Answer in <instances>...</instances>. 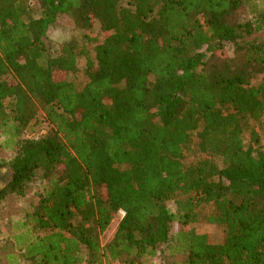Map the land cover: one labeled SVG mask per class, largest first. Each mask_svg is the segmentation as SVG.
<instances>
[{
  "label": "trees",
  "instance_id": "trees-1",
  "mask_svg": "<svg viewBox=\"0 0 264 264\" xmlns=\"http://www.w3.org/2000/svg\"><path fill=\"white\" fill-rule=\"evenodd\" d=\"M0 150V264H264V0H0Z\"/></svg>",
  "mask_w": 264,
  "mask_h": 264
},
{
  "label": "rangeland",
  "instance_id": "rangeland-1",
  "mask_svg": "<svg viewBox=\"0 0 264 264\" xmlns=\"http://www.w3.org/2000/svg\"><path fill=\"white\" fill-rule=\"evenodd\" d=\"M98 24L95 23L94 25V30H98ZM81 35V31H74L72 30L69 22L63 19H59V21L52 26L48 31L46 35V43L47 45H50L52 48L55 47L57 44L61 43L62 41L69 39L70 37H79ZM84 64V59L80 58L78 60V67L79 70L74 73L69 74V79H71L75 86L80 89L82 84L85 82V77L82 73L81 68L83 67ZM43 128L47 129L46 124L43 122ZM43 130L40 132L42 133ZM34 134V133H33ZM31 134V135H33ZM198 152V138L194 137V142H193V153L192 157ZM1 156H5L4 152L0 150V158ZM8 166L6 165H0L1 170H5L4 168H7ZM168 207L169 209L173 210L174 209V203L173 201L168 202ZM207 209L210 213L213 212V209L210 206H207ZM122 214L118 213L114 219L110 222L108 228L105 230V232L101 235V244H104L107 242L114 234L117 224L121 218ZM200 231L206 232L210 234V237L212 241L214 242H221L223 240V226L219 224H201L199 226ZM154 264H160V261L156 259L154 261Z\"/></svg>",
  "mask_w": 264,
  "mask_h": 264
},
{
  "label": "flooded vegetation",
  "instance_id": "flooded-vegetation-1",
  "mask_svg": "<svg viewBox=\"0 0 264 264\" xmlns=\"http://www.w3.org/2000/svg\"><path fill=\"white\" fill-rule=\"evenodd\" d=\"M4 169L5 170H1L0 168V190L11 181L13 175V171L10 167Z\"/></svg>",
  "mask_w": 264,
  "mask_h": 264
},
{
  "label": "built area",
  "instance_id": "built-area-1",
  "mask_svg": "<svg viewBox=\"0 0 264 264\" xmlns=\"http://www.w3.org/2000/svg\"><path fill=\"white\" fill-rule=\"evenodd\" d=\"M120 213L123 215V211H120Z\"/></svg>",
  "mask_w": 264,
  "mask_h": 264
}]
</instances>
